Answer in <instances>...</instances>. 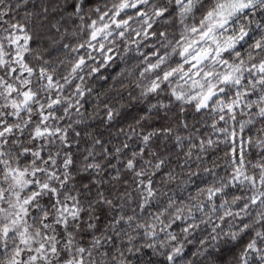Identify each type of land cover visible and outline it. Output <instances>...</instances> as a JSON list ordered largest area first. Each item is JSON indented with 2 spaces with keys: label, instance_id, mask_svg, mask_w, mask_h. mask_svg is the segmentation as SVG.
<instances>
[{
  "label": "snow or ice",
  "instance_id": "snow-or-ice-1",
  "mask_svg": "<svg viewBox=\"0 0 264 264\" xmlns=\"http://www.w3.org/2000/svg\"><path fill=\"white\" fill-rule=\"evenodd\" d=\"M0 264H264V0H0Z\"/></svg>",
  "mask_w": 264,
  "mask_h": 264
},
{
  "label": "trees",
  "instance_id": "trees-1",
  "mask_svg": "<svg viewBox=\"0 0 264 264\" xmlns=\"http://www.w3.org/2000/svg\"><path fill=\"white\" fill-rule=\"evenodd\" d=\"M113 67L115 68V65H113ZM110 82V81H109ZM104 87V82L103 81H100L99 83H98V86H97V90H100L101 88H103Z\"/></svg>",
  "mask_w": 264,
  "mask_h": 264
}]
</instances>
